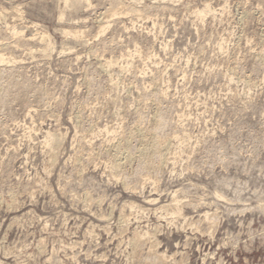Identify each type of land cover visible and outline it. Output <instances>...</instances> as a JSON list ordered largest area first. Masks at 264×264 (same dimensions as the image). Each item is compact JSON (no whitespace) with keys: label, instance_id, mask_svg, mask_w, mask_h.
<instances>
[{"label":"rangeland","instance_id":"374dc122","mask_svg":"<svg viewBox=\"0 0 264 264\" xmlns=\"http://www.w3.org/2000/svg\"><path fill=\"white\" fill-rule=\"evenodd\" d=\"M64 3L0 0V264H264V0Z\"/></svg>","mask_w":264,"mask_h":264},{"label":"bare ground","instance_id":"6f19581e","mask_svg":"<svg viewBox=\"0 0 264 264\" xmlns=\"http://www.w3.org/2000/svg\"><path fill=\"white\" fill-rule=\"evenodd\" d=\"M63 1L65 2L64 4L66 5V4H68V1H69V0H63ZM80 1H82V2H88V0H80ZM62 15H63V17H64V14H62ZM62 15L60 16V18L62 17ZM62 19H63V18H62ZM62 19H61V20H62ZM58 22H59V21H58ZM6 27H7V26H6ZM102 31H103V30H102ZM73 33H74V32H73ZM73 33H72V34H73ZM67 34H68V33H67ZM80 34H81V33H80ZM80 34H79V35H80ZM76 35H77V34H75V36H76ZM10 36H11V35H10ZM16 36H17V35H16ZM71 37H72V36H71ZM76 37H78V36H76ZM43 38H44V37H43ZM38 39H39V37H38ZM77 39H78V38H77ZM42 40H43V39H42ZM43 42H44V41H43ZM34 43H35V42H34ZM14 49H15V48H14ZM48 49H49V46H46V49H44V50H45L44 52H47ZM49 51H50V50H49ZM49 51H48V52H49ZM45 55H47V54H45ZM3 61H5V60H3L2 57H0V63H2ZM109 65H110V63H109ZM138 128H139V127H138ZM147 133H148V132H147ZM149 134H150V133H149ZM48 135H49V134H48ZM147 135H148V134H147ZM50 136H52V135H50ZM47 137H48V136H47ZM53 137H54V136H53ZM121 138H122V137H121ZM49 139H50V137H48V140H49ZM53 139H54V138H53ZM139 139H140V138H139ZM48 140H47V141H48ZM51 140H52V139H50L49 141H51ZM52 141H53V140H52ZM52 141H51V142H52ZM51 142H50V143H51ZM55 142H56V141H55ZM44 143L50 144V143H48V142H44ZM119 143H121V142H119ZM119 143H118V144H119ZM124 144H125V143H124ZM142 144H143V143H142ZM154 144H155V143H154ZM161 145H162V144H161ZM46 146H47V145H46ZM46 146H45V147H46ZM55 146H56V145H55ZM123 146H124V145H122V143H121V145H119V146L117 147V149H118V151H119L118 153L122 152V153L124 154L123 150L125 149V147H126L127 145L125 144V147H123ZM152 146H153V145H152ZM154 146H155V145H154ZM128 147H129V146H128ZM128 147H127V148H128ZM141 147H142V145H141ZM162 147H163V146H162ZM117 149H116V150H117ZM149 149H152L151 146H150ZM159 149H160V148H159ZM125 150H126V149H125ZM125 150H124V151H125ZM147 150H148V149H146L145 152L148 154ZM126 151H127V150H126ZM116 152H117V151H116ZM137 152H138V151H137ZM141 152H143V151H141ZM141 152H140V153H141ZM149 152H151V151H149ZM153 152H154V150H153ZM153 152H152V153H153ZM122 153H120V155H121ZM146 153H141V154H146ZM48 154H49V153H48ZM52 154H53V153H52ZM123 154H122V155H123ZM55 155H56V154H55ZM140 156H142V155H140ZM124 157H125V156H124ZM136 157H137V156H136ZM51 159H52V158H51ZM141 159H142V158H141ZM111 160H112V159H111ZM119 160H120V159H119ZM51 161H52V160H51ZM125 161H126V160H125ZM112 162H113V161H112ZM117 164H118V163H117ZM110 168H111V167H110ZM120 170H121V169H120ZM176 193H177V192H176ZM145 200H146V199H145ZM172 201L174 202L175 200H172ZM152 203H153V201L150 200V199H147V201L144 202L145 205H152ZM145 205H144V206H145ZM205 205H206V204H205ZM174 206H175V205H174ZM162 207H163V206H162ZM162 207H161L160 209H162ZM164 207H165V206H164ZM167 207H168V206H167ZM163 209H165V208H163ZM174 209H176L177 212L179 211V210H177L176 206H175ZM174 209H172V210H174ZM176 211H175V213H177ZM179 215H180V214H179ZM205 216H207V215L205 214ZM204 218H205V217H204Z\"/></svg>","mask_w":264,"mask_h":264}]
</instances>
